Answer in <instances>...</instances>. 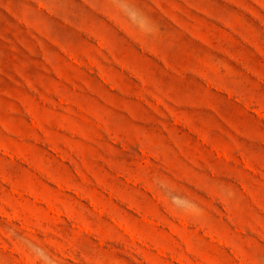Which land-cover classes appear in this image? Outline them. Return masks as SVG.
Returning a JSON list of instances; mask_svg holds the SVG:
<instances>
[{
  "label": "rangeland",
  "instance_id": "1",
  "mask_svg": "<svg viewBox=\"0 0 264 264\" xmlns=\"http://www.w3.org/2000/svg\"><path fill=\"white\" fill-rule=\"evenodd\" d=\"M0 264H264V0H0Z\"/></svg>",
  "mask_w": 264,
  "mask_h": 264
}]
</instances>
